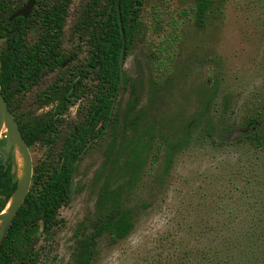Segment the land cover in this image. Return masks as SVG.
I'll list each match as a JSON object with an SVG mask.
<instances>
[{
  "label": "rangeland",
  "instance_id": "1",
  "mask_svg": "<svg viewBox=\"0 0 264 264\" xmlns=\"http://www.w3.org/2000/svg\"><path fill=\"white\" fill-rule=\"evenodd\" d=\"M83 4L75 1L67 27ZM192 8V0L143 1L137 19L142 34L126 52L112 103L113 128L75 165L70 199L57 210L54 226L34 235L35 264H71L73 236L92 218L101 188L132 210V229L113 244L101 236L92 264H198L199 256L188 253L199 249V203L214 207L221 194L237 201L246 192L247 202H260L264 214V149L237 143L244 120L264 113V0H219L201 28L193 25ZM67 34L61 49L73 56L67 67L76 69L84 44ZM30 96L13 100L12 114L23 128L57 107L38 106ZM132 99L135 106L123 121ZM76 104L59 117V129L71 124ZM135 115L139 119L129 124ZM163 141L180 146L167 154ZM49 148L41 141L27 147L31 174L54 159L56 146Z\"/></svg>",
  "mask_w": 264,
  "mask_h": 264
},
{
  "label": "trees",
  "instance_id": "2",
  "mask_svg": "<svg viewBox=\"0 0 264 264\" xmlns=\"http://www.w3.org/2000/svg\"><path fill=\"white\" fill-rule=\"evenodd\" d=\"M112 1L110 0L109 10L108 6H91L93 13L89 18L91 31L88 42L91 50L83 65H90L93 79L92 98L88 107L87 104L82 106L80 121L74 127L68 124L63 131L56 132L52 126L54 116L66 111L69 105L67 97L71 95L68 89L76 90L77 86H64L63 71L59 70V93L54 114L48 119L34 122L27 131L17 123L12 114L14 102L11 91L25 83L28 71L40 70L45 62L60 65L64 56L56 59L53 54L55 36L51 34L47 38L43 36L49 45L48 51H44L41 57L35 59L26 58L19 42L23 29L22 21L16 18L8 22L10 7L5 4V0H0V39L5 38L0 47V94L27 147L35 140L43 141L50 148L56 146L54 159L49 160L44 167L39 166L32 170L28 191L0 245V264H35L36 255L28 249V245L37 232H49L56 223L54 218L57 210L69 201L71 176L76 162L79 161L81 145L87 138L100 135L104 129L113 128L115 118L112 114L108 117V110L118 92L117 53L121 37ZM143 1L118 0V17L124 39L123 60L129 46L142 34V25L137 19ZM192 1L193 25L201 28L208 10L219 0ZM40 15L46 32L52 33L60 26L53 9ZM86 23L87 19L83 17L75 23V27L79 24L84 27ZM213 93L211 90L202 102L200 114H204L208 109ZM48 103L44 101L38 105ZM135 103V99H132L126 104L123 121H126L127 114L134 108ZM138 119L135 115L129 120V124H135ZM97 123H100V126L94 131ZM244 127L245 130L237 143L242 142L251 149L263 150L264 113L255 112L248 116L244 120ZM203 130L206 134L204 137H211L208 129ZM183 136H187L186 129ZM163 142L167 154L176 151L180 146V142ZM1 143L0 141V145ZM14 172L11 156L0 151V212L14 191ZM240 193L243 197L239 196L237 201H234L230 194L216 196L214 207L208 209L205 202L199 203V211H203L202 215H199V249L188 253L199 256L198 264H264V214L258 204L262 205L257 201L253 202L254 207L253 203L247 202V193ZM246 204L251 205L252 211L244 206ZM203 207L206 209L203 210ZM215 216L218 217L217 220ZM132 219V210L122 205L117 194L101 188L96 197L92 218L73 236L71 264H92L98 239L104 235L110 244L124 239L132 229ZM203 219L204 223H201ZM212 220L214 221L210 223ZM226 224L232 226L228 228Z\"/></svg>",
  "mask_w": 264,
  "mask_h": 264
},
{
  "label": "flooded vegetation",
  "instance_id": "3",
  "mask_svg": "<svg viewBox=\"0 0 264 264\" xmlns=\"http://www.w3.org/2000/svg\"><path fill=\"white\" fill-rule=\"evenodd\" d=\"M75 1L74 0H33V3L25 17L17 16L12 19L14 20L16 18H20L22 21L23 29L21 31L22 35H21L19 42L21 45L22 52L25 54L26 58L35 59L36 57H41V53H43L44 51H48L49 45L46 41V38L49 37L51 34L55 36L53 54H55L56 59H59V56H62V57L64 56V61L60 65L59 64L53 65L52 62H45L40 70L28 71L26 73L27 77L25 76L26 77L25 83L22 84V86L20 85V87L11 91V98L13 100H15L16 96L22 97V95L30 94L31 101L33 103H36L37 105L38 103H42L44 101L49 102L48 104H51V102L55 104L57 102L58 93H59V88H58V84L60 83V79H59L60 71L59 70H62L63 71L62 84L67 87L69 85L77 86L76 90H72L71 88L68 89V93H71V95L67 97L68 102H69L67 109L76 103H77L76 107L81 108V103L83 102H85V105L87 104V107H88V102L92 98L91 86H92L93 79L90 73L89 63L84 64V65L83 63H84V60L88 59L90 55V50H91L89 43H88L89 34L91 31V27L89 25V18L91 17L93 13L91 10V6L93 5L96 7L108 6V10H109L111 4H110V0H84V4H83L84 7L81 6L82 8L80 7L78 11L74 9V15L76 17L73 16L74 20L72 21L71 26L67 27L66 23L69 19V15H70V12L72 11V6L75 3ZM26 2L27 0H5V4L8 5L11 10L10 15L7 17V21H8V18L13 13L21 9L26 4ZM112 5L115 9V0L112 1ZM117 7H118V0H117ZM51 9H53L57 15L56 20L60 21V26L56 27V29H54L52 33L46 32L47 29L46 30L44 29V26L41 23V15H40V14L46 13L47 11ZM83 17L87 19V23L85 24V26L83 27L82 24H79L77 27H75V23L77 21H80ZM12 20L8 22H11ZM116 20H117V16H116ZM63 34H67L71 36L73 39H76L78 43L84 44L85 56L79 68L70 69L67 67V65L69 64L73 56L70 55L69 53H64L61 49V42H62ZM43 36H45L46 38ZM0 41H2V43L4 44L5 38L0 39ZM76 48L79 49V46H77ZM70 78L72 79L70 80ZM35 87L37 89L33 91ZM42 105H46V104H42ZM38 106H41V105H38ZM79 108H76L74 111V116H73L74 119L70 124L73 127L80 121V118H79L80 116L76 118V112L78 113L77 109L80 110ZM63 114H65V111L61 113L60 115L54 116V122H52V126L56 132L63 131L58 128L59 127L58 122L60 121L59 117H61ZM111 114H112V111H111ZM31 126L32 124H30L28 127H25L24 130L26 131L29 130ZM99 126H100V123H97L96 126L94 127V131H97ZM105 130L106 129H104L102 133L98 135L99 137L95 136L93 138H87V140L80 147V154L78 155L79 160L81 156L85 153V151L91 145H93L98 139L102 137ZM39 141L41 140H35L32 143L39 142ZM33 238H37V237L33 236L32 240ZM32 240L30 241V243L32 242ZM37 242H38V238H37ZM29 245H28V249L32 250L34 245L31 248L29 247Z\"/></svg>",
  "mask_w": 264,
  "mask_h": 264
},
{
  "label": "water",
  "instance_id": "4",
  "mask_svg": "<svg viewBox=\"0 0 264 264\" xmlns=\"http://www.w3.org/2000/svg\"><path fill=\"white\" fill-rule=\"evenodd\" d=\"M33 0H27L26 4L13 13L9 18L8 21L12 20L14 17L21 16L25 17L28 13ZM115 11L117 16V24L119 28V34L121 37L120 47L117 53V69H118V85L119 88L122 80V62H123V50H124V39L123 33L121 31V25L119 20V13L117 7V0H115ZM112 111V104L108 110V116L110 117ZM2 134V137H1ZM0 141L2 142L0 145V151L4 155H10L14 165V180H15V188L11 197L7 201L6 205L4 206L3 210L0 212V245L3 242L10 223L17 211L20 207L23 199L28 191L30 178H31V162L27 147L17 129V126L10 115L5 102L0 94ZM14 150L17 151L21 158V170L18 174L17 164L14 158ZM71 191V190H70ZM37 242V238H33L32 242L30 243L29 247L31 248Z\"/></svg>",
  "mask_w": 264,
  "mask_h": 264
},
{
  "label": "bare ground",
  "instance_id": "5",
  "mask_svg": "<svg viewBox=\"0 0 264 264\" xmlns=\"http://www.w3.org/2000/svg\"><path fill=\"white\" fill-rule=\"evenodd\" d=\"M14 158H16V164H17L18 174H19L20 170H21V158H20V156H19V154L17 153L16 150H14Z\"/></svg>",
  "mask_w": 264,
  "mask_h": 264
}]
</instances>
